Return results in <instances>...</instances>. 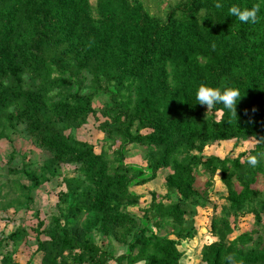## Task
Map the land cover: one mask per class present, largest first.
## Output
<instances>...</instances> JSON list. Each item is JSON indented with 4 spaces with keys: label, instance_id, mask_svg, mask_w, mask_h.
Wrapping results in <instances>:
<instances>
[{
    "label": "trees",
    "instance_id": "trees-1",
    "mask_svg": "<svg viewBox=\"0 0 264 264\" xmlns=\"http://www.w3.org/2000/svg\"><path fill=\"white\" fill-rule=\"evenodd\" d=\"M220 2L178 0L161 15L141 0H0V140L25 123L48 153L33 167L16 165L11 151L0 198L16 196L0 206H29L35 188L60 178L56 211L32 229L39 264H180L179 244L195 236L197 208L208 203L216 173L226 202L210 219L215 239L202 245L201 260L264 264V187L255 186L264 178V0ZM231 5L258 6L256 22L231 16ZM202 83L238 88L235 114L197 103ZM97 111L99 151L74 134ZM250 138L254 145L235 157L203 156L215 142ZM132 144L145 150V165L125 161ZM250 154L258 155L254 167ZM162 170L165 192L151 191L140 207L132 187ZM246 214L253 227L230 238ZM26 236L18 227L0 237L1 264H33L4 249ZM105 240L125 250L113 255Z\"/></svg>",
    "mask_w": 264,
    "mask_h": 264
},
{
    "label": "rangeland",
    "instance_id": "rangeland-1",
    "mask_svg": "<svg viewBox=\"0 0 264 264\" xmlns=\"http://www.w3.org/2000/svg\"><path fill=\"white\" fill-rule=\"evenodd\" d=\"M94 2V0H91ZM146 8L151 13H158L164 15L166 8L169 4L175 3L178 0H141ZM104 97H97L94 100L93 106L96 110L101 106ZM103 118L97 111L95 114H91L88 117L87 123L74 131L75 136L81 140H87L95 145L96 151L100 150L101 145L105 141V135L98 127L99 122ZM255 139L250 138L244 141L242 140H228L215 142L204 148L203 156L211 154L218 155L220 157L229 156L235 157L239 152L251 148ZM14 150L17 155L15 158V164L21 166L22 162L30 163L33 167H37L43 159L48 156V153L38 147H36L29 136L26 133L25 123H20L15 131L12 132L10 140H0V184L7 182L10 178L7 173V160L11 151ZM125 161L129 163H136L145 165V150L138 144H132L128 147V152ZM73 165H64V173H73ZM165 170L160 171L159 175L152 181L132 187L137 193L141 194L139 206H144L150 199V192L156 191L158 194L165 192L164 183ZM207 175L200 174L197 178V184L202 185L206 180ZM23 183H28L26 180H22ZM212 187L208 190L209 201L205 207H198L197 214L195 216V228L196 233L192 239L182 240L179 244V249L183 251V256L180 259V264H205L201 260L200 249L202 245L211 242L215 238L210 232V219L213 215H217L221 211L222 205L226 202L225 195L226 189L220 182L219 174H215L212 179ZM258 188L264 187V178L258 177L255 184ZM10 187L8 184L4 188V191ZM61 189L60 178H54L45 182L43 185L35 188L32 192V200L29 206L15 205L4 209L0 206V237L6 236L14 229L20 227L27 231V236L24 240L18 242L16 246H12L10 242L4 249L13 250L14 259L20 263H24L27 260H31L33 264L40 263L41 253L36 251V233L32 230L37 224V217L47 219L49 213L56 211L55 202L57 192ZM4 193V192H3ZM16 196V192L12 191L7 198H0L3 205L11 197ZM140 207L131 208V211L141 214ZM37 215V216H36ZM253 227V216L246 214L239 217L237 226L231 233L230 238L235 237L239 233L245 230H249ZM43 238L44 236L41 235ZM95 239L99 244H102V240L99 235H95ZM105 248L112 252L113 255H118L125 250V247L117 242L110 243L105 240ZM1 264V263H0Z\"/></svg>",
    "mask_w": 264,
    "mask_h": 264
},
{
    "label": "clouds",
    "instance_id": "clouds-1",
    "mask_svg": "<svg viewBox=\"0 0 264 264\" xmlns=\"http://www.w3.org/2000/svg\"><path fill=\"white\" fill-rule=\"evenodd\" d=\"M216 8L223 7L220 0H216ZM259 11L258 6L251 8H241L237 5H231L228 8V12L231 16L238 18L242 23L252 22L257 20V13ZM241 94L238 88L235 87H212L206 84H200L195 91V99L197 103L205 105L207 109L213 108L215 105L221 104L223 107L235 114V106L240 99ZM246 163L250 166H256L258 164V155L250 154L246 157ZM227 260L229 264H234L233 257L228 256Z\"/></svg>",
    "mask_w": 264,
    "mask_h": 264
}]
</instances>
